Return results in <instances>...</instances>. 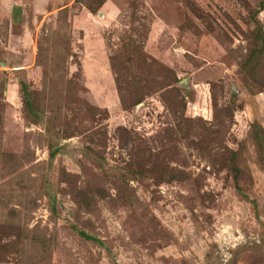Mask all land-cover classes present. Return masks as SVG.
Listing matches in <instances>:
<instances>
[{"label": "rangeland", "instance_id": "obj_1", "mask_svg": "<svg viewBox=\"0 0 264 264\" xmlns=\"http://www.w3.org/2000/svg\"><path fill=\"white\" fill-rule=\"evenodd\" d=\"M0 264H264V0H0Z\"/></svg>", "mask_w": 264, "mask_h": 264}]
</instances>
